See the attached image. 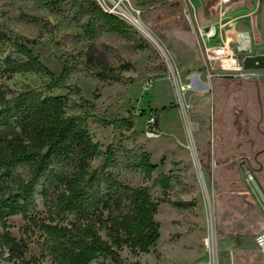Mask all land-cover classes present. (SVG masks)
I'll list each match as a JSON object with an SVG mask.
<instances>
[{"label": "rangeland", "instance_id": "rangeland-1", "mask_svg": "<svg viewBox=\"0 0 264 264\" xmlns=\"http://www.w3.org/2000/svg\"><path fill=\"white\" fill-rule=\"evenodd\" d=\"M91 1L126 22L144 48L134 49L132 41L118 36L87 37L86 20L72 21L70 0H0V34L29 40L30 49L55 77L64 63L82 69L66 82L80 91L79 96L70 95L69 101L81 106L78 113L89 116L88 129L99 150L104 153L112 143L121 142L128 150L150 154L157 166L151 178L123 171L122 180L134 187H152L159 175H174L168 193L152 188L159 239L150 253H135L124 246L117 260L101 256L91 264H264L255 244L256 235L264 230V81L225 78L223 73L208 78L198 54L188 59L199 65L188 69L185 50L175 42H164L175 36L173 21L188 22L187 12L176 0ZM116 3L135 16L148 34L128 14L122 17ZM262 3L226 0L223 10L211 15L215 22L233 24L232 44L242 65L247 58L264 56ZM226 15L232 19H224ZM4 44L0 40V56L18 59ZM175 51L180 63L172 55ZM104 69L114 70L122 81L97 78ZM1 82L8 88V99L27 88L46 96L68 94L65 89L48 90L51 79L30 72L5 74ZM178 85L190 89L179 96ZM80 98L88 103L82 104ZM154 114L159 119V136L149 138ZM123 118L132 121L130 131L99 122ZM98 164L99 160L93 161L91 168ZM168 200L181 201L183 207L175 209ZM39 211L50 216L42 202ZM78 218L67 214L54 223L69 225ZM25 225L19 216L7 221L17 239L24 237ZM39 252L37 237H32L28 258L38 257ZM0 264L8 263L0 258ZM42 264L53 263L44 259Z\"/></svg>", "mask_w": 264, "mask_h": 264}, {"label": "trees", "instance_id": "trees-1", "mask_svg": "<svg viewBox=\"0 0 264 264\" xmlns=\"http://www.w3.org/2000/svg\"><path fill=\"white\" fill-rule=\"evenodd\" d=\"M69 5L74 23L86 20L87 37L118 36L132 41L134 49L144 48L126 22L95 2L70 0ZM0 40L19 57L0 56L1 260L8 264H42L44 259L53 264H91L101 256L117 260L118 250L124 246L135 253H150L159 239L152 188L168 193L174 175H159L152 187L126 184L121 178L123 171L151 178L157 166L148 152H133L121 142L112 143L104 153L99 150L88 129L89 116L78 113L81 106L69 101L70 95L79 96L80 91L66 82L82 69L64 63L61 74L55 77L30 49L29 40L16 34H0ZM22 72L47 76L51 79L48 90L65 89L68 94L46 96L27 88L8 99L2 77ZM97 78L122 81L111 69L99 72ZM80 101L88 103L83 98ZM154 117L158 127V115ZM99 122L113 125L115 130L130 131L133 127L126 118ZM96 160L99 164L93 169L91 163ZM40 202L49 217L39 211ZM167 202L175 209L183 207L181 201ZM67 214L79 218L69 225L54 223ZM17 216L26 222L21 239L7 226L8 219ZM32 237H37L40 252L38 257L28 258Z\"/></svg>", "mask_w": 264, "mask_h": 264}, {"label": "crops", "instance_id": "crops-1", "mask_svg": "<svg viewBox=\"0 0 264 264\" xmlns=\"http://www.w3.org/2000/svg\"><path fill=\"white\" fill-rule=\"evenodd\" d=\"M226 0H176L175 4L181 9L184 8V12H187L188 22L179 21L172 22L173 31L175 33L174 38L167 39L164 42L166 44L175 42L178 48L185 50L187 59L185 62L186 67L198 66L196 62L189 63V56L192 54H198L202 57L201 51L198 44V33L197 26L200 25H211L216 26L219 32L224 31L227 39L232 43L234 35L230 34L234 30L233 24H221L212 20L211 15L213 11H222ZM214 2V3H213ZM167 12V11H166ZM232 19L229 15L224 16V19ZM229 21V20H227ZM228 23V22H226ZM228 32V33H227ZM231 35V37H230ZM220 42V38L217 37L211 41L212 45H217ZM178 51V50H177ZM173 53L175 61H178V52ZM203 61V60H202ZM180 63V61H178ZM183 69H185L183 67ZM199 81L202 80L200 74L197 76Z\"/></svg>", "mask_w": 264, "mask_h": 264}, {"label": "built area", "instance_id": "built-area-1", "mask_svg": "<svg viewBox=\"0 0 264 264\" xmlns=\"http://www.w3.org/2000/svg\"><path fill=\"white\" fill-rule=\"evenodd\" d=\"M120 3H116V8L120 11V15L125 17L122 10L119 9ZM106 11V10H105ZM110 13L109 11H106ZM198 44L201 51L205 70L208 78H212L219 73H244V65H242L236 54L235 46L227 39L224 31L219 32L216 26L200 25L197 26ZM219 37L220 42L217 45H212L211 41ZM219 66L217 67V65ZM178 93L180 94L189 90V85H178ZM150 130L149 138L158 135L156 127V118L154 116L149 120ZM255 244L260 251L264 263V230L258 233L255 237Z\"/></svg>", "mask_w": 264, "mask_h": 264}, {"label": "water", "instance_id": "water-1", "mask_svg": "<svg viewBox=\"0 0 264 264\" xmlns=\"http://www.w3.org/2000/svg\"><path fill=\"white\" fill-rule=\"evenodd\" d=\"M260 30L261 34L264 37V0L261 6V11H260ZM244 67H245V72L244 74H236V73H223L221 76L225 78H234L237 76H246L250 79H258L264 81V56H257V57H251L247 58L244 61Z\"/></svg>", "mask_w": 264, "mask_h": 264}, {"label": "bare ground", "instance_id": "bare-ground-1", "mask_svg": "<svg viewBox=\"0 0 264 264\" xmlns=\"http://www.w3.org/2000/svg\"><path fill=\"white\" fill-rule=\"evenodd\" d=\"M119 9L121 10L120 7H119ZM122 11H123V10H122ZM123 13L125 14V16H127V14H128V18L132 21V23H133L134 25H136L139 29H141L142 31H144V33L148 34L147 31H146V29H145L144 26L142 25V23H141L139 20H137V18H136L135 16H133L131 13H127V14H126V12H124V11H123ZM158 136H159V135L155 136V138L158 137Z\"/></svg>", "mask_w": 264, "mask_h": 264}]
</instances>
